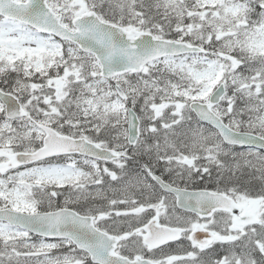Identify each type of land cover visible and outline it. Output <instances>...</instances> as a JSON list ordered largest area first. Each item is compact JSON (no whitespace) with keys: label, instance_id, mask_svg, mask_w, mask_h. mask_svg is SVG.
Here are the masks:
<instances>
[{"label":"snow or ice","instance_id":"1","mask_svg":"<svg viewBox=\"0 0 264 264\" xmlns=\"http://www.w3.org/2000/svg\"><path fill=\"white\" fill-rule=\"evenodd\" d=\"M0 264H264V0H0Z\"/></svg>","mask_w":264,"mask_h":264}]
</instances>
